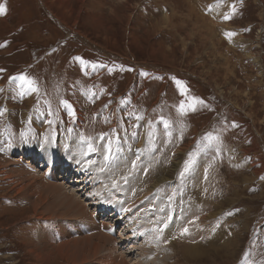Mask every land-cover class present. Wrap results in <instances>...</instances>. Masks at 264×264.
I'll use <instances>...</instances> for the list:
<instances>
[{"label": "rangeland", "instance_id": "1", "mask_svg": "<svg viewBox=\"0 0 264 264\" xmlns=\"http://www.w3.org/2000/svg\"><path fill=\"white\" fill-rule=\"evenodd\" d=\"M49 1L0 0L6 8L0 15V69L5 70L0 72V108L7 109L0 116V264H68V254L76 257L97 245L95 261L83 264H137L135 257L141 260L138 264H264V0H59L61 6L49 4L48 18L39 6L44 9ZM205 7L211 15L222 10L231 19L227 25H215L199 17L197 24L192 16L203 15ZM53 17L103 46L72 30L67 36ZM157 22L163 30H148ZM172 23L178 27L176 38L184 34L176 46L167 35V24ZM187 32V40L195 36L197 57H188L193 48L183 39ZM228 32L235 35L228 37ZM92 49L109 50L110 63L103 65L116 70L95 77L97 72L75 59L97 61ZM21 72L38 81L39 105L36 94L19 97L12 90L9 78ZM175 80L187 86V96L202 99L207 107L197 105L182 117L177 108L185 97ZM62 99L75 108V121L60 109L61 120L50 127L47 120L52 117L44 102L50 101L55 110ZM125 100L129 103H122ZM128 111L145 117L132 152L107 167L101 152L81 157L79 133L98 137L118 122L128 127ZM162 117L172 125L170 142ZM149 121L156 131V150L145 151L133 170L136 149L148 147L144 133ZM233 122L238 127H232ZM68 128L73 129L71 135ZM209 132L219 138L211 149L202 140ZM45 136L54 137L53 143H46ZM39 144L52 150V158L42 159L45 152L38 150ZM189 153L194 163L181 177ZM31 157L33 164L27 162ZM61 157L78 163L66 181L58 175ZM88 157L94 164H87ZM40 159H53L56 166L39 168ZM81 172L96 183L78 184L77 178L85 175ZM173 190L178 194L170 201ZM32 193L38 198H31ZM135 197L141 203L130 204ZM147 197L152 198L150 205L143 201ZM39 198L45 203L36 211L29 200ZM111 209L119 216L101 218ZM125 213H133L132 218ZM164 221L169 226L157 239L153 229ZM184 227L188 234H182ZM218 232L224 240L207 246ZM226 241L236 248L231 253L224 248ZM218 250L222 252L216 255ZM194 253L204 255L196 259Z\"/></svg>", "mask_w": 264, "mask_h": 264}, {"label": "snow or ice", "instance_id": "2", "mask_svg": "<svg viewBox=\"0 0 264 264\" xmlns=\"http://www.w3.org/2000/svg\"><path fill=\"white\" fill-rule=\"evenodd\" d=\"M6 12V8L3 4H0V15H4ZM233 12H235V7L233 6ZM224 20H230L231 16L228 14H225L223 17ZM228 37H232L235 35V33L228 32L226 33ZM4 45H0V47H3ZM76 60H78L81 65H83L85 68L89 66L88 62L83 60L81 57H76ZM97 67L105 68L106 65H97V64H91V68L95 70ZM109 72H113L116 70L115 67L107 68ZM5 71L4 69H0V72ZM142 76H148L147 72H142ZM175 79V78H174ZM9 82L14 85L13 91L18 95L19 97H25L28 95L36 94L37 96V104H40V85L38 81L33 78L31 75L27 73L21 72L19 75L12 76L9 78ZM175 83L179 89V92L181 96L185 97V100H181L180 104L177 108V111L179 114L183 117L187 115L189 111H196L197 105L207 107L205 102L202 99H199L197 97H189L187 96V93L189 89L187 86L180 80H175ZM4 89L0 88V92H3ZM95 93H92V96L95 97ZM187 101V103H186ZM45 105L47 106V115L49 117H52V119H48L47 123L51 127L53 124L57 123L61 120L59 111L60 109H63L69 120L71 122L75 121L76 118V110L73 107V105L68 100H60L59 106L57 109L53 110L51 106L50 101H45ZM122 103H129L127 100L123 101ZM107 107V106H105ZM7 111L6 108H0V116H4L5 112ZM37 111H39V108H37ZM129 126L125 127L124 123L118 122L116 127L111 129L110 132L107 133H101L98 137H92L90 135H85L83 132L79 133L78 135V149L80 152L81 157L87 156L89 153H96L101 152L103 154V159L105 161V166L113 163L116 160L121 159L126 152H132L133 151V143L137 141L138 137L141 135V133L138 131L142 125L140 122L145 120V117L143 114H138L135 111H128L126 113ZM163 122V127L165 129V135L168 137L169 142L171 141L172 137V125L169 121L163 120V117L161 118ZM134 121V122H132ZM105 122H110L107 118L105 119ZM129 127L131 128V131H129ZM232 127H238L235 122H233ZM148 131L144 133V135L147 138L148 141V147L142 148V149H136L135 155L136 160L132 161V168L133 170L137 168V161L140 159L141 155L147 152L155 151V137H156V131L151 121L148 122ZM29 133L32 132V129L29 127ZM67 132L69 135L72 134L73 129L68 128ZM21 137L27 141V134L22 132ZM181 139H183V133L181 132ZM54 137L45 136L44 140L48 144H52L54 141ZM202 140L206 142L205 147L208 149L213 148L214 142H218L219 138L217 136H214L211 132L207 133L202 137ZM11 143L8 144V147H11ZM4 149H0V151H3ZM218 151V149H217ZM94 161H88L87 164H92ZM194 163V156L192 153H189V159L185 161L184 163V170L179 173L181 177L185 175L186 172H188L191 168V165ZM106 168H101L100 171H105ZM261 179H264V176L261 177ZM115 186V185H114ZM177 191L173 190L172 194L168 197L170 201L174 200L177 196ZM170 207V205H169ZM161 212L164 211V208L160 209ZM231 215V213H229ZM171 220V216H168L167 221ZM167 221L163 222L162 227L155 228L153 231L157 234V239L163 238V233L166 228H168L169 224ZM182 234H188V229L184 228ZM175 238V237H173ZM247 264H252V262L249 260L247 261Z\"/></svg>", "mask_w": 264, "mask_h": 264}, {"label": "bare ground", "instance_id": "3", "mask_svg": "<svg viewBox=\"0 0 264 264\" xmlns=\"http://www.w3.org/2000/svg\"><path fill=\"white\" fill-rule=\"evenodd\" d=\"M63 2V1H62ZM85 4L84 5H89V2L87 1H85L84 2ZM65 4V8H66V3H64ZM85 7V6H84ZM88 7V6H87ZM47 8V7H46ZM65 11H66V9H65ZM69 11V10H68ZM67 11V12H68ZM79 17L81 16V13H79V14H77ZM211 18V17H210ZM58 20V19H57ZM62 21V20H61ZM75 21H80V19H76ZM207 21V20H206ZM205 21V22H206ZM57 22V21H56ZM59 22V21H58ZM208 27H209V24H207V22L205 23V29H208ZM134 36H135V34H134ZM80 37H82V36H80ZM85 39V38H84ZM111 39V37H110V35H108V38H107V40H110ZM86 40V39H85ZM134 40H135V38H134ZM133 40V36H132V39L130 40V42L132 43V44H134V41ZM82 44V43H81ZM88 44V43H87ZM136 44V43H135ZM134 44V45H135ZM158 50V49H157ZM257 58V57H256ZM142 141V140H141ZM140 141V142H141ZM70 144V143H69ZM72 146V145H71ZM44 147H45V145H40L39 144V146H38V150H40V151H44L45 152V158H42V159H46V156H51V158H52V150H49V151H46V150H44ZM41 148V149H40ZM65 149V148H64ZM35 150V149H34ZM43 152V153H44ZM70 153V152H69ZM14 154V153H13ZM22 154L23 155H25V152H22ZM68 154V153H67ZM96 154V153H95ZM69 157H70V155H69ZM101 157V159L103 158L102 156H100ZM62 158V157H61ZM89 158V157H88ZM30 159H32V160H27V162H29V163H31V164H33V157H31ZM42 159H40V160H42ZM63 159V158H62ZM90 159V158H89ZM99 159V158H98ZM39 161V160H38ZM90 161H91V159H90ZM96 162V161H95ZM100 162V161H99ZM99 162H97V163H99ZM103 162V161H102ZM94 164V163H93ZM102 165H104V164H102ZM37 166L39 167V168H47V167H50L51 169H53V167L54 166H56V163H55V161L53 162V159H49L48 161H46V160H42V164L41 165H39V163L37 164ZM78 166V163H76V162H74V161H70L69 162V160L67 159V157L65 158V159H63V164H60V167L59 168H57V170H59L58 172H60L58 175H59V178H60V180H62V181H66V179H69V178H71V176L73 175V170H74V167H77ZM87 166H89V165H87ZM91 166V165H90ZM97 166H99L98 164H97ZM37 167V168H38ZM85 167H86V165H85ZM93 167V166H92ZM80 168H78L77 170H79ZM22 170V169H21ZM76 170V169H75ZM96 171V170H95ZM140 172H141V170H140ZM140 172H139V175H140ZM91 173V172H90ZM81 174H85V175H80L78 178H77V183L78 184H83L84 185V183H86V186H88L89 184L91 185V184H95L96 182H93L95 179H94V177H92L91 175H89L88 174V172H81ZM78 175V174H77ZM77 175H75L74 174V176H77ZM94 176V175H93ZM98 176V175H97ZM96 176V177H97ZM100 178V177H99ZM103 178H105V177H103ZM102 178V179H103ZM9 179V178H8ZM65 179V180H64ZM97 179V178H96ZM107 179V178H106ZM106 182V181H105ZM72 184V183H71ZM70 185V184H69ZM68 185V186H69ZM50 186H53L52 184H50V185H45V187L46 188H49ZM78 186V185H77ZM67 187V186H66ZM51 188V187H50ZM72 188V187H71ZM101 188V187H100ZM115 188V187H114ZM24 190L25 188L24 187H22V188H20V190ZM70 189V188H69ZM103 189V188H102ZM100 190V189H99ZM59 191V190H58ZM55 193V192H54ZM33 194V195H32ZM31 194V198H32V196H33V198H34V196H35V198H38V194L37 193H32ZM55 195H56V193H55ZM45 197V196H44ZM224 197V196H223ZM34 198V199H35ZM45 200H46V197H45ZM31 203H32V206L34 207V209L37 211V209H39L40 208V206H42V204L43 203H45L44 202V200L42 201V199H40L39 198V200H29ZM135 201H138L136 204H139V203H141V200H139L137 197H135V198H133L132 200H131V202H130V204H132V203H134ZM143 201H145V202H147V204L148 205H150L151 204V201H152V198H150V197H147V199L146 198H144V200ZM142 201V202H143ZM47 202H49V201H47ZM53 206V205H52ZM96 206V205H95ZM54 207V206H53ZM222 207V206H221ZM55 209V208H54ZM68 209V208H67ZM96 209H98V206H96ZM213 209V208H212ZM111 211H113V212H111ZM66 212V211H65ZM72 212V211H71ZM107 212H109V214L107 213ZM105 211L104 210V212L102 213L103 214V218H107V220H109L110 219V217H112V218H116L117 216H119L118 214H116L115 215V213H116V211H114V210H109V211ZM73 213V212H72ZM121 213V212H120ZM119 213V214H120ZM124 213V212H123ZM59 214V213H58ZM64 214V213H63ZM55 215H56V213H55ZM124 215H127L128 217H130V218H132V215H133V213H131V214H129L128 215V213L126 214H124ZM199 215V214H198ZM200 215H202L201 214V212H200ZM60 216V215H59ZM116 216V217H115ZM56 217V216H55ZM121 217V216H120ZM203 217V216H202ZM52 218V217H51ZM196 218V217H195ZM120 219V218H119ZM123 219V218H122ZM122 219L121 220H119L118 222H120V221H122ZM141 219V216H137V220H140ZM199 220H200V218H198ZM198 219H197V221H198ZM95 220V219H94ZM145 220V219H144ZM202 220V219H201ZM96 222H97V220H95ZM128 222V221H127ZM200 222H202V221H200ZM139 224V223H138ZM185 228V227H184ZM124 232H125V229L123 230ZM222 232H218L217 233V237L218 238H214L213 240H211L208 244H207V246H215V245H218L219 244V241L220 242H222L223 240H224V238H223V236H222ZM121 235V234H120ZM124 235V234H123ZM230 238H231V236H230ZM238 238V237H237ZM218 239V240H217ZM113 240V239H112ZM239 240V239H238ZM125 241H126V239H125ZM128 241V240H127ZM217 241V242H216ZM72 242H74V241H72ZM83 242V241H82ZM81 242V243H82ZM85 242V241H84ZM69 244V243H68ZM78 244V243H77ZM225 246H224V248H227V247H229L228 249H231V251H229L230 253L232 252V250H235L236 248H234V247H231V241H226L225 243ZM71 245V244H70ZM75 245V244H74ZM80 245H82V244H80ZM88 245V244H87ZM90 246H91V244H89ZM88 245V246H89ZM235 245V244H234ZM83 246V245H82ZM121 246H122V244H121ZM206 246V245H205ZM97 247H99V245H97ZM97 247L96 246H93V248H90V250H89V252H86L85 253V251L83 250L81 253L82 254H79L78 252L76 253V257H72L73 256V254H72V256L70 255V254H68V257L71 259L70 260V262L68 263V264H77V263H81V264H83V263H85V262H87L88 260H90V259H92L95 255H97ZM231 247V248H230ZM75 247H73V249H74ZM77 248V247H76ZM85 248H86V246H85ZM84 248V249H85ZM224 248H221V250H223ZM62 249H64V248H62ZM65 249H67V248H65ZM69 249V248H68ZM72 249V250H73ZM86 249H88V248H86ZM59 250V249H58ZM75 250V249H74ZM226 250V249H225ZM48 251V250H47ZM55 251V250H54ZM59 251H61V249L59 250ZM71 251V250H70ZM88 251V250H87ZM224 251V250H223ZM75 252V251H74ZM73 252V253H74ZM220 252H222V251H220V250H218V251H216L215 252V254L217 255H219V253ZM41 253V252H40ZM61 253V252H60ZM205 254H208L207 252H205ZM215 254H213V255H215ZM237 254V253H236ZM57 255H58V253H57ZM204 254H201V253H194V257L196 258V259H198V258H200V257H202ZM225 255V254H224ZM54 256V255H53ZM56 256V255H55ZM231 258L234 256H232V254L231 255H229ZM66 257V256H65ZM209 257H211L212 258V255H210V256H208V258ZM39 258V257H38ZM61 258V257H60ZM95 258H96V256H95ZM95 258H93V261H95ZM138 257H135L134 258V262L133 263H139L141 260H139V259H137ZM202 259H204V257L202 258ZM201 259V260H202ZM207 259V258H206ZM210 260V259H209ZM65 262H67V261H65ZM141 263V262H140ZM67 264V263H66ZM125 264V263H124Z\"/></svg>", "mask_w": 264, "mask_h": 264}, {"label": "crops", "instance_id": "4", "mask_svg": "<svg viewBox=\"0 0 264 264\" xmlns=\"http://www.w3.org/2000/svg\"><path fill=\"white\" fill-rule=\"evenodd\" d=\"M59 0H50L49 1V3L47 2V3H44L45 4V6H44V9L43 8H40V6H39V10L40 11H42V12H45V14L47 15V17L48 18H50L49 17V10H50V6H49V4H52V3H57V4H59V2H58ZM97 1V0H96ZM43 4V3H42ZM90 5L92 6V3H90ZM59 6H61L60 4H59ZM99 6H102L100 3H99ZM47 7V8H46ZM49 7V8H48ZM90 10H94V7H92V8H90ZM51 11V10H50ZM205 11V13H203V15H200V12H199V14H194L192 17H195L193 20L195 21L196 20V23L198 24L200 21L199 20H197L199 17H206V18H208L209 20H211L212 22H214L215 23V25H219L220 23H223V24H226L227 25V21L226 20H224L223 22H218L217 20H218V18H223L224 17V15L225 14H227V12L226 13H224L222 10H220L218 13H214L213 15H211V11L209 10V9H207V7H205L204 9H203V12ZM221 14V17L219 16ZM51 15H53L52 13H51ZM211 17V18H210ZM137 18L138 19H142V17L141 16H139V15H137ZM95 19V18H94ZM52 20V22L56 25V26H58L61 30H63L66 34H67V32L69 33V31L68 30H72V32L73 33H80L82 36H84V37H86V39L87 40H89V41H91V42H93V44L94 45H96V46H100V47H102L103 45H98L96 42H94V41H92V40H90V39H88V37L86 36V35H84L82 32H80V31H78V29H76V27H73V25L71 26V25H69L68 26V24H66L65 22L64 23H62V21H60L59 19L57 20V18L56 17H53V19H51ZM46 21H48L47 19H46ZM57 21V22H56ZM59 21V22H58ZM191 23L190 24H192V20L190 21ZM78 23V21H75L74 22V25H76ZM168 25V32H167V35L170 37V40L171 39H173V41H172V45L171 46H176V44L177 43H179L178 42V39L181 37H183L184 36V34H177V38L175 37V35H176V31H177V29H178V27L177 26H174V24L172 23V25L170 26V24H167ZM186 25V24H185ZM187 26V25H186ZM192 26H193V24H192ZM131 27L132 28H135V25H134V21H133V17L131 18ZM164 25L162 24V22H161V24L159 23V22H157V23H154V24H151L150 26H149V28H148V30H154V29H159V31H161V30H163L164 28ZM83 28H85V25L83 26ZM76 29V30H75ZM193 29V28H192ZM191 29V30H192ZM197 29V28H196ZM93 29L92 28H90V29H88V33L89 32H91ZM145 29L144 28H142L141 29V31H144ZM171 30H172V33H171ZM183 30H184V28H183ZM228 30V29H227ZM190 32V31H189ZM189 32H187L186 34H185V37L183 38L184 39V41H186V44L187 43H190V45L192 46V48H193V50L191 51V53H190V55H188V57H191L192 56V54H195V57H197L199 54L197 53H195V49H196V44H195V39H194V37L195 36H193L192 38H191V40H187L186 38H187V35L189 34ZM160 34H162V33H160ZM156 35H157V33H156ZM67 36H69L68 34H67ZM77 37L78 38H80L78 35H77ZM201 37V36H200ZM81 40H82V38H80ZM127 41H128V39H127ZM129 42V41H128ZM127 45V44H126ZM170 46V47H171ZM170 47L168 48V49H170ZM127 48V47H126ZM190 50V49H189ZM92 54L93 55H95V54H97L98 55V57L99 58H97L98 60L96 61L95 59H92V60H90L89 62H88V64H89V68H90V72H92V73H94V72H97V75H95V77H100L102 74H104L106 71H107V69L106 68H99V67H97L96 68V71H94L92 68H91V64H97V65H100V63L101 64H103V63H110V54H111V52L109 51V50H107V52H108V54H106V53H104V52H96L95 51V49H92ZM189 52V51H188ZM114 53V52H113ZM77 55H81V54H77ZM107 55V56H106ZM101 57V58H100ZM196 59V58H195ZM226 59V58H225ZM198 61V60H197ZM93 77H94V75H93Z\"/></svg>", "mask_w": 264, "mask_h": 264}]
</instances>
